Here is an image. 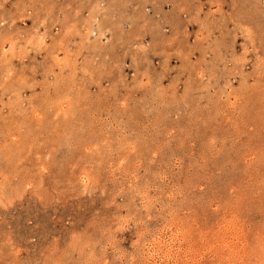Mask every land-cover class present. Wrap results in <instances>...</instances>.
Segmentation results:
<instances>
[{
  "label": "rangeland",
  "instance_id": "rangeland-1",
  "mask_svg": "<svg viewBox=\"0 0 264 264\" xmlns=\"http://www.w3.org/2000/svg\"><path fill=\"white\" fill-rule=\"evenodd\" d=\"M0 264H264V0H0Z\"/></svg>",
  "mask_w": 264,
  "mask_h": 264
}]
</instances>
